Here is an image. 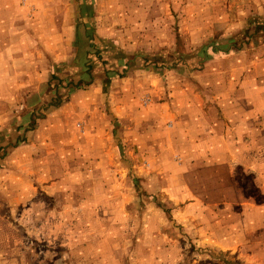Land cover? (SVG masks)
Segmentation results:
<instances>
[{
  "label": "rangeland",
  "instance_id": "374dc122",
  "mask_svg": "<svg viewBox=\"0 0 264 264\" xmlns=\"http://www.w3.org/2000/svg\"><path fill=\"white\" fill-rule=\"evenodd\" d=\"M189 5L186 0L17 1L24 12L28 55L38 46L42 56L41 64L28 69L37 67L48 89L33 113L14 112L9 124L15 142L9 141L11 130L5 127L7 107L0 105V169L7 165L3 157L26 140L19 131L21 116L24 120L31 115L33 124L54 110L53 118L64 130L44 138L31 157L29 167L39 175L17 178L19 185L27 181V186L45 190L27 204L5 208V218L0 210L1 219L10 221L18 235L23 232L20 247L28 252V264L42 258L44 264H99L101 251L111 261L118 259L116 264H248L242 255L203 246L181 223L184 204L167 194V152L173 153V164L180 162L176 146H167V115L154 119L150 112L151 122L146 115L153 102L159 107L166 102L167 72L192 74L208 62L219 42L241 50L246 41L243 31H218L206 33L202 47L190 48L180 17ZM137 34L141 47H128ZM187 58L192 62L187 64ZM143 72L142 77L130 76ZM91 87L98 90L84 98ZM157 90L165 94L152 98ZM98 125L107 128L97 130ZM71 134L73 140L66 137ZM235 177L245 198L264 202L252 176L237 168ZM17 180L11 178L12 183ZM3 183L9 184L10 178ZM35 201L39 204L32 205ZM199 203L194 219L208 228L219 218L220 228L228 230V218L234 220L232 213L239 212L222 207L213 211L206 202ZM52 229L58 233L51 235Z\"/></svg>",
  "mask_w": 264,
  "mask_h": 264
},
{
  "label": "crops",
  "instance_id": "0c3cea01",
  "mask_svg": "<svg viewBox=\"0 0 264 264\" xmlns=\"http://www.w3.org/2000/svg\"><path fill=\"white\" fill-rule=\"evenodd\" d=\"M17 1L0 0V81L3 82H0V105L7 107L5 127L11 130L10 142H15L13 127L9 124L14 112L19 113L17 109H21L23 114L33 113L44 101L48 89L43 73L37 67L28 69V66L41 64L38 60L42 56L38 54V46H34L35 52L30 57L28 55V44L22 36L24 12L17 8ZM186 1L190 7L181 10V31L190 35V48L202 47L204 35L218 31H243L246 41L241 50H233L231 43L219 42L201 69L183 75L167 72V94L160 90L152 94V98L165 94L166 102L160 107L153 102L146 110L148 121L152 120L150 112L155 114L154 119L167 115V146H176L180 161L173 164L170 159L173 153L167 152V194L174 203L184 204L181 223L193 231L191 234H195V239L203 246L211 247L213 252L237 253L248 264H264V202L245 198L235 179V170L241 168L253 177L264 197V0ZM137 15L142 16L139 12ZM120 42L125 40L120 39ZM131 42L132 46L128 45L131 48H140L143 44L139 34ZM186 62L192 61L187 58ZM143 74L130 76L142 77ZM158 77L163 78L155 76ZM121 83L124 86L125 79ZM138 83L135 81L134 85ZM97 90L89 88L84 98ZM55 115L53 110L47 119L33 124L31 115L24 120L20 117L19 131L26 140L5 159L3 157L7 165L0 169V210L4 209V218L5 208H16L17 203L22 205L23 201L27 204L28 198L31 202L37 192L45 190L42 185L27 186V181L25 186L19 185L17 178L39 175L37 169L29 167L31 157L40 150V143H45L53 133H64L59 130ZM105 128L98 125L97 130ZM66 137L73 140L72 134ZM54 140H60V136ZM99 140L102 141V137ZM9 141L4 143L8 145ZM12 177H16L15 183L11 182ZM8 178L10 183L5 185L3 181ZM201 201L213 211L220 207L228 212L239 209L238 213H232L234 220L228 218V230L220 228L219 218L212 219L210 228L200 222L201 219H194L196 213L199 215ZM35 203L39 204L35 201L32 205ZM8 223L0 218V264H28V252L20 247L23 232L18 235L10 221ZM21 225H24L22 219ZM26 228L20 227V230L27 231ZM57 231L52 229L51 235ZM39 233L43 234L44 230L40 229ZM97 258L99 264L118 262V259L109 260L107 252L102 251ZM43 262L44 258L37 264Z\"/></svg>",
  "mask_w": 264,
  "mask_h": 264
}]
</instances>
